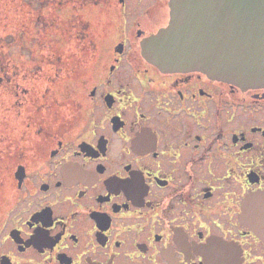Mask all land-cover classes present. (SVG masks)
Segmentation results:
<instances>
[{"label": "flooded vegetation", "instance_id": "flooded-vegetation-1", "mask_svg": "<svg viewBox=\"0 0 264 264\" xmlns=\"http://www.w3.org/2000/svg\"><path fill=\"white\" fill-rule=\"evenodd\" d=\"M153 1L118 2L43 148L4 134L0 264H264V88L149 63L170 20Z\"/></svg>", "mask_w": 264, "mask_h": 264}, {"label": "rangeland", "instance_id": "rangeland-1", "mask_svg": "<svg viewBox=\"0 0 264 264\" xmlns=\"http://www.w3.org/2000/svg\"><path fill=\"white\" fill-rule=\"evenodd\" d=\"M6 1L3 6L0 0V24L4 27L0 38L4 50H0V66L4 67V78L0 77L4 82L0 86V141L4 134L11 141L21 136L19 128H27L38 135L41 149L69 102L67 83L94 76L93 53L88 47L94 43L110 47L119 25L115 20L125 11L118 10L120 0ZM130 2L136 18L154 1L125 0L126 6ZM7 6L11 8L6 11ZM14 6L19 15H15ZM124 31L120 28L119 33L124 36ZM13 66L17 68L11 77ZM34 140L31 138L32 147Z\"/></svg>", "mask_w": 264, "mask_h": 264}, {"label": "water", "instance_id": "water-1", "mask_svg": "<svg viewBox=\"0 0 264 264\" xmlns=\"http://www.w3.org/2000/svg\"><path fill=\"white\" fill-rule=\"evenodd\" d=\"M169 7L167 27L141 43L149 63L264 88V0H170Z\"/></svg>", "mask_w": 264, "mask_h": 264}, {"label": "trees", "instance_id": "trees-1", "mask_svg": "<svg viewBox=\"0 0 264 264\" xmlns=\"http://www.w3.org/2000/svg\"><path fill=\"white\" fill-rule=\"evenodd\" d=\"M33 1V0H32ZM5 2H7V1H3V0H1V5H3V6H6L5 5ZM34 5H35V8H38V3L37 2H35L34 3ZM11 7H6V11L8 10V9H10ZM4 8H2V11L4 12ZM14 12H15V15H19V10H18V7L16 6H14ZM3 31H4V27H3V22H1V24H0V38H3ZM0 50H3V48L0 46ZM4 51V50H3ZM16 68H17V66H13L10 70L12 71V75H11V77H13V75H14V72H16L15 70H16ZM3 69H4V67L3 66H0V77H1V74H2V79L4 78V74H3ZM2 79H0V81L2 82ZM0 82V86H2V84L4 83V82H2L1 83Z\"/></svg>", "mask_w": 264, "mask_h": 264}, {"label": "bare ground", "instance_id": "bare-ground-1", "mask_svg": "<svg viewBox=\"0 0 264 264\" xmlns=\"http://www.w3.org/2000/svg\"><path fill=\"white\" fill-rule=\"evenodd\" d=\"M3 1H6V0H3ZM10 6H12V3H9Z\"/></svg>", "mask_w": 264, "mask_h": 264}]
</instances>
